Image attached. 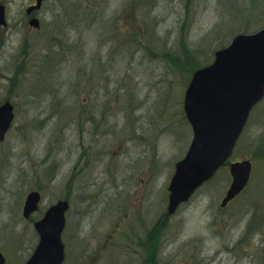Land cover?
Instances as JSON below:
<instances>
[{"label": "rangeland", "instance_id": "374dc122", "mask_svg": "<svg viewBox=\"0 0 264 264\" xmlns=\"http://www.w3.org/2000/svg\"><path fill=\"white\" fill-rule=\"evenodd\" d=\"M70 1L46 2L37 13L42 27L35 30L28 19H23L25 9L35 0H0L7 5L9 24L0 28V104L9 97L16 110L13 129L0 144V249L8 264H23L32 254L34 228L22 211L33 189L43 193L42 212L61 199H69L64 236L70 244V256L65 264H87L88 259H92L90 264H146L151 249L156 252L150 259L154 257L158 264H264V223L252 222L253 215L260 221L262 212L250 206L256 202L257 193L253 191L251 197L221 207L231 184L228 167L174 216L165 217L175 165L186 155L193 132L183 112L187 86L184 75H174L168 62L149 53L187 49L204 66L213 60L215 51L231 43L235 34L244 33L247 27L249 33L262 29L264 16L246 18L241 24L235 22V9L233 18L219 9V0H192L190 5L187 0H154L149 2V13L145 9L133 11L138 18L134 22L129 10L132 0H82L88 13L81 27L84 34L69 29L62 37L63 44L51 45V35L61 36L53 30V24L70 22L66 14ZM227 9L229 14V3ZM67 13L75 20L82 15L81 5L69 7ZM218 24L221 27L217 29ZM30 41L31 53L24 52L29 49L25 43ZM142 42L148 43L149 50L139 49ZM48 54L62 62L54 75L59 82L66 83L67 78H78L81 73L80 83L76 80L69 88L59 85L65 89L56 102L50 100L57 92L58 81L48 79L53 68ZM23 62L27 64L18 67ZM106 64L111 66L110 76L116 81L108 88L113 91L111 100L106 99L111 110L118 106L122 115L118 116V110L113 114L111 123H120V127L112 142V138H105L99 154L93 139L88 141L91 135L84 138L73 127L65 128L66 115L46 118L53 102L66 99L76 105L78 97L89 98L81 71L89 67L95 87ZM46 65L48 68H44ZM127 75L133 79L131 84L126 79L128 89L120 82ZM17 76L20 83L9 93V79ZM119 85L124 87L119 90ZM169 86L173 89L168 91ZM113 96L118 99L116 105ZM122 96H129L131 101L124 109ZM258 110L240 139L235 160L251 152L249 143L260 142L254 160L262 170L264 103ZM130 117L131 124L126 125ZM82 138L86 144H93L86 146L85 152L83 147L76 149ZM145 149L148 156L137 165V157L144 156ZM55 163L58 165L52 169L57 175L48 182L44 170ZM262 177L260 186H253L254 190L261 189L260 194H264ZM164 218L168 219L165 224ZM148 235L149 241L139 247V238L144 240Z\"/></svg>", "mask_w": 264, "mask_h": 264}, {"label": "water", "instance_id": "95a60500", "mask_svg": "<svg viewBox=\"0 0 264 264\" xmlns=\"http://www.w3.org/2000/svg\"><path fill=\"white\" fill-rule=\"evenodd\" d=\"M46 0H37L27 13L39 10ZM0 25L6 26V7L0 4ZM30 25L40 27L38 19ZM264 98V29L255 34L236 36L231 44L215 53L211 65L194 72L186 90L184 111L192 126L193 140L185 158L176 165L169 191L168 215L176 213L204 183L213 178L232 155L249 115ZM14 106H0V142L4 141L15 120ZM233 183L222 203L225 207L247 186L251 175L249 162L231 166ZM39 191L31 192L23 209L29 219L39 210ZM68 201L51 206L34 224L39 244L26 264H63ZM0 264L5 258L0 252Z\"/></svg>", "mask_w": 264, "mask_h": 264}, {"label": "trees", "instance_id": "16d2710c", "mask_svg": "<svg viewBox=\"0 0 264 264\" xmlns=\"http://www.w3.org/2000/svg\"><path fill=\"white\" fill-rule=\"evenodd\" d=\"M72 1L73 0L70 1L71 3H69V7H71L73 5H81V14L82 15L78 16L75 20L71 19L67 13V10L69 8L68 7L66 9V14H67V18H69L70 22H67L66 24H64L63 21H57L55 24H53V30L58 31L61 36L51 35V40H52V41H50L51 45L55 46L54 42H58L59 43V45L57 44L58 46H60V44H63V42H65V41H63L62 37L67 36V30H69V29H75V30H78L79 34L80 33H81V35L84 34L81 27H84V24L86 23L84 21L87 20V18H85V17H87L85 15H88L87 9L84 8L82 0H80L81 2L78 1L75 3H72ZM150 1L153 2L154 0H132L131 1L130 5H129V10L131 9V16H133L134 22L136 20H138V18H135V14H133V11L137 10V12L140 13L141 9H145L146 13H149V7H150L149 2ZM190 1H192V0H187V3L189 5H190ZM245 2H249V3L245 4ZM219 3H220L219 9L221 7V10L226 11L225 15H232V18L234 16L233 10L235 9V11L237 13L234 16L235 22L237 21L241 24H242V21L245 20L246 18H253V16H255V15L258 17L264 16V0H219ZM227 3H229V7H230L229 14H228V9H227ZM189 5H188V8H189ZM150 9H153V6ZM240 11H243V13L240 14ZM186 21L189 22V16L187 17ZM225 21H226V19L223 18V22H225ZM249 23H252V22H249ZM218 27L220 28L221 24L217 25V29H218ZM137 32H138L137 34H139V35L142 34L139 31H137ZM243 32L249 33V32H251V30H250V28L247 27L243 30ZM143 34H144V32H143ZM26 44L29 45V49L27 48ZM25 46L28 50H24V52L29 51V53H31L30 52V49L32 46L31 41L29 42V44L25 43ZM116 46L118 47V45H116ZM149 46H150V44H149ZM222 46H224V45H222ZM147 47H148V43L142 42V45L139 47V49L143 50L144 48H147ZM113 48L111 49L112 54L115 53V50ZM147 49L149 50V48H147ZM117 52H118V50H117ZM138 52H141V51H138ZM54 53H56V52H54ZM149 53L150 54L154 53L155 54V55L153 54L154 57H160L161 56V58L163 60L168 62L169 63L168 66L171 68L170 71L174 75H178V74L182 75V76L184 75V79H183L184 80V86H186L188 84L193 71H195L197 68H200L202 66L201 61L197 59L198 56L193 55V53H191L187 49L183 50V51L179 50V52H176V51L172 52V50H170V51L162 52L160 54L156 53L155 51H151ZM48 55L50 58L53 59V61L51 60V63H53L52 72L49 74L51 78L49 77L48 79H51L53 82H54V80L58 81V84H57L58 86L56 87L57 92L55 94L54 93L51 94L52 99H50V100L54 99L56 102V100H58V98L62 97V95H63L60 92L65 89V88L64 89L59 88V85H60V87L61 86L62 87L67 86V88H69V87L74 85V81H76V80L78 81V83H80L81 82V73H79L78 78L74 79L73 76L67 78V82L69 81L68 83L67 82L62 83L61 80L59 82L58 77H55L54 75L56 74L55 70L57 68V65L62 64V62H60V60H58V58H56L57 59L56 60L50 54H48ZM206 63L208 64L209 62H206ZM26 64L27 63L23 62L18 67H20V68L24 67ZM44 68H48L47 65ZM102 68H105V70L102 71V77H101L102 79H101V81L98 82V84H96L95 87L93 86V82H95V80H93L92 76L88 74L89 67L87 66L86 68H83V70L81 71L82 76L84 75L83 80H84V85L86 88L85 90H87L86 94H88V93L91 94L89 98L78 97L80 99L79 100L80 102H77L78 104H76V105H71L72 103H69L68 102L69 100L67 101L66 99L64 100L63 98H62L63 100L60 103L55 104V102H53V103L51 102L52 103L51 104L52 110L50 112H48L47 115H49V117L46 118V119H48V118L56 117V116L63 117L64 115H66L65 116V123H66L65 128H68L69 126L73 127L74 129H76L77 132L80 131V133H81L80 135H82V137H84V138L86 135H91L92 137L88 138V141L93 139V144L94 143L96 144L95 149L97 150V152L99 154H100V152H99L100 151V145L101 146L103 145V141L105 140V138H107V137L112 138L111 139V142H112L114 140L113 135L116 134V132L118 131L117 130L118 127H120V123L119 124L115 123V122L113 124L111 123V119L113 117V114H117L116 111L118 110L119 111L118 116L122 115L121 109H118V106L116 108H114L113 110H111L112 108L110 107L109 101L111 100L113 91L112 90L109 91L108 88H109V86L116 84V81H114V79L111 78V76H112L111 70H110L111 66L106 64V66L102 65ZM102 68H101V70H102ZM24 69L25 68H23L22 70H24ZM85 75H86V77H85ZM48 79H46V80H48ZM126 79L128 80L129 84H131L130 80L133 81V79L129 75L123 77V79L122 78L120 79L121 80L120 82L123 83V85L126 87V89H128L129 88L128 85H125ZM98 80H100V79H98ZM9 81L12 84L11 87L8 89V92L10 93V91H11L10 89L13 88L12 86L20 83L19 82V76L14 77V78H10ZM77 86L78 85H76L75 88L79 89L80 87L79 86L77 87ZM124 86H120L119 90H121V88H123ZM168 88H167L168 91L170 89H173L170 86ZM46 90H47V88L45 87L43 89V92ZM102 93L105 94V96ZM123 94H125V93H123ZM76 95L80 96L78 94H76ZM102 96H104V97L102 98ZM106 97L109 98L110 100L109 99L107 100ZM125 98L128 99L127 103H126V101H124ZM7 100H9V97L5 98V101H7ZM112 100L115 101V105H116V101H118V99L113 96ZM44 101H48V100H44ZM88 101H90V103ZM130 103H131V101H130L129 96H127V97L122 96V106H123L122 109H124V106L127 107ZM125 104H127V105H125ZM39 112H41L40 109H39ZM40 114H43V113H40ZM62 114H63V116H62ZM109 116H110V119H108ZM44 121H42V122H44ZM131 121L132 120L130 117V119H127L126 125L131 124ZM78 137H79V135H78ZM129 139H130V137H129ZM82 140H83V142L82 143L80 142L81 143L80 145L77 143L78 145L76 146V149L83 147L84 152H85V151H87L86 146L93 145V144L92 143L86 144L85 139L82 138ZM131 140H133V137H131ZM78 142H79V140H78ZM132 142L133 141H130L128 143V145H130ZM106 145H108V144H105L103 147L106 148ZM91 149H92V146H91ZM140 157L141 158H140L137 165H139L141 163V161L145 159L146 154H144V156L141 155ZM147 161H148V159H147ZM57 165L55 163L54 166L47 168L49 170H44V173H46L45 178L47 179L48 182H50V180L53 181L55 178V174L57 175V173H56L57 171L52 169V168H56ZM146 165H149V161L146 162ZM84 167H85L84 165L81 166V168H84ZM77 168H78V166H76V169ZM89 171H90V169H89ZM78 174L79 173H77L76 175H78ZM70 184L72 187V183H70ZM67 187H68V185H67ZM162 220H163V223L165 224L168 219L164 218ZM33 237H34V239H33L32 245H31V247L33 246L32 248L35 247V244H36L37 239H38L37 235L34 231H33ZM147 240L149 241V235H148V238L144 239V240H141L139 238V240H138L139 242L137 245L139 247L143 248V246L147 243ZM151 250H152V252H151V256H152L156 251H154V249H151ZM151 256L149 255L148 257L145 258L146 264H158V261L154 257L152 259H150Z\"/></svg>", "mask_w": 264, "mask_h": 264}, {"label": "flooded vegetation", "instance_id": "af4514ba", "mask_svg": "<svg viewBox=\"0 0 264 264\" xmlns=\"http://www.w3.org/2000/svg\"><path fill=\"white\" fill-rule=\"evenodd\" d=\"M263 103H264V100L261 102V103H259V105H257L256 107H255V109L253 110V112L251 113V116H250V118H249V121H248V123H247V125H246V127H245V129H244V132H243V134H242V136L243 135H245L246 134V131H247V128L249 127V124H250V122L252 121V118H253V116L255 115V113L257 112V111H259L258 109L260 108V107H262V105H263ZM261 143L260 142H253V143H249V146H248V148H250L251 149V152L249 151L248 153L249 154H247V156L246 157H244V159H242V160H239V161H244V160H246V161H250L251 162V164H252V173H251V177H250V180H249V183H248V185H247V187H246V189L240 194V195H238L235 199H233L230 203H233V202H235V201H237V200H239L240 198H244L245 196H246V198H247V196H249V197H251V195H253V191H255L257 194H256V196H257V200H256V202L255 203H253L252 205H250V206H252V207H255L256 209V212H262V218H261V220L259 221L258 220V217H256L255 215H253V217H255L254 219V221L252 220V222L253 223H255V225H260L261 223H264V202L262 201V198H263V196H264V194H263V192L260 194V192H261V189H259V188H257V190H254L253 189V186L255 185V183L258 185V187L260 186V180H262V176L264 175V165H262V170L259 168H257V162H255V160H254V158L257 156V154L259 153V152H257L258 151V148H259V145H260ZM146 149H145V151H144V153L146 154ZM85 168H87V170H89V168L88 167H84V168H82V169H85ZM74 169H76V166L74 167ZM261 176V177H260ZM259 197V198H258ZM264 199V198H263ZM229 203V204H230ZM253 217H252V219H253ZM100 253V252H99ZM68 256H70V254L68 253ZM97 257H99V255L97 256ZM93 262H94V260H93ZM88 263L90 264V263H92V259H88ZM87 263V264H88Z\"/></svg>", "mask_w": 264, "mask_h": 264}]
</instances>
